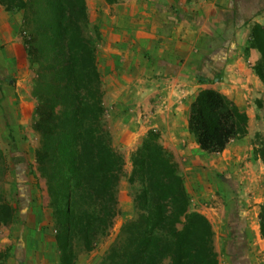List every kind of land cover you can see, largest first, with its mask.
<instances>
[{
	"label": "rangeland",
	"instance_id": "1",
	"mask_svg": "<svg viewBox=\"0 0 264 264\" xmlns=\"http://www.w3.org/2000/svg\"><path fill=\"white\" fill-rule=\"evenodd\" d=\"M139 1L120 0L118 5H108L105 0H87L89 34L96 46L103 84L104 122L111 132L114 147L125 160V166L118 185V213L112 227L98 237L92 251H82L75 264H108L112 248L121 238L122 227L137 217L129 177L132 155L152 130L144 121L147 114L161 116L157 121L164 132H156L160 134L162 145L175 156L190 196L191 210L204 214L212 224L219 264H264V240L259 224L260 208L264 203V163L259 156V150L264 146V84L256 73L260 56L254 45L253 27L257 23L250 22L243 28L238 24L222 25L216 22L218 17H213L215 15H211L206 6H198L200 0H167L174 8L194 7L189 16L195 25L194 31L204 28L199 47L213 57L217 67L226 62L224 54L215 51L219 42L217 38L223 41L222 47L227 44L225 37H228L227 46H232V41L233 46L239 43L245 51L243 60L248 76H243V82L239 81L241 76L221 73L219 80H212L210 84L211 89L215 88L228 97L248 115L247 134L231 141L221 153H206L199 148L189 129L182 128L176 135L167 131V113H172V109H178L181 119L187 117L186 122L189 121L190 107L196 99L193 97L201 91L194 86L197 81L194 85L189 84L188 97H179L173 102L162 97L158 100L160 107H145L136 96L131 98L129 105L126 103L133 92L126 84L130 73V60L126 59L127 55L129 57L126 42L130 40L127 33L131 34L136 27L131 25L132 14H127L125 8L129 3ZM257 1L255 9L260 11L264 0ZM248 9L238 8L236 18L249 17ZM10 12H15L10 20L14 23L18 20L15 33L21 50L0 52V150L5 158L0 164V195L13 206L15 214L0 228V264H60L47 181L36 162V152L41 145V136L33 127L38 106L32 93L37 67L31 65L27 57L23 12ZM212 20L217 28L209 27ZM7 33L5 29L3 47L7 44ZM203 39L207 41L204 43ZM138 57L135 56L136 63ZM231 58L229 56V62ZM211 76L210 79L217 77ZM160 108L163 111L157 113ZM182 125L183 121L179 123L180 127ZM162 264H169V260Z\"/></svg>",
	"mask_w": 264,
	"mask_h": 264
},
{
	"label": "trees",
	"instance_id": "2",
	"mask_svg": "<svg viewBox=\"0 0 264 264\" xmlns=\"http://www.w3.org/2000/svg\"><path fill=\"white\" fill-rule=\"evenodd\" d=\"M105 1L114 5L120 0ZM0 5L23 12L27 57L37 67L33 127L41 145L36 162L47 181L60 264H75L112 227L125 166L104 122L87 0H0ZM253 38L260 56L256 73L264 84V26L254 25ZM248 121L228 97L205 89L191 104L188 128L202 151L221 153L247 134ZM259 156L264 163V146ZM4 159L0 150V164ZM131 161L129 184L137 217L122 227L108 264H162L166 259L169 264H219L212 224L191 210L178 163L160 134L149 131ZM14 214L0 195V228ZM259 224L264 240V203Z\"/></svg>",
	"mask_w": 264,
	"mask_h": 264
},
{
	"label": "crops",
	"instance_id": "3",
	"mask_svg": "<svg viewBox=\"0 0 264 264\" xmlns=\"http://www.w3.org/2000/svg\"><path fill=\"white\" fill-rule=\"evenodd\" d=\"M163 3L167 5H163ZM200 5L206 6L212 12L211 15H215L213 17H218L216 22L222 25L235 26V24H238V26L242 25L240 27L243 28L253 22L264 26V4L260 11H257L255 9L258 5L257 0H200L198 6ZM170 8H173L175 12L171 11ZM192 8L194 7L182 8L181 6L180 8H174L167 0H162V2L158 0H141L136 4L131 2L126 6L125 12L132 14L130 15L131 25L136 27V30L131 31V34L127 33L130 40L126 42L129 45V57L127 55L126 59L129 58L130 60V73L126 84L128 85L127 88L129 87L133 91L130 99L126 100L127 105L131 102V98L136 96L144 103L145 107L148 105H155L154 108L156 106L160 107L161 103L158 100H162V97L163 99L166 97L171 102L179 97H188L189 84L194 85L196 81L197 85L194 86L201 88L202 91L211 89L210 82L219 80L218 75L221 73L224 76H241L240 82H243V76H248L247 66L243 60L245 51L239 43L233 46L235 44L231 41L232 46L229 47L227 45L230 39L225 37L228 42L222 47L223 41L217 38L219 42L216 43L215 51L222 52L226 59L225 63L221 62L220 67H217L218 63L213 60V57L207 55L205 50L199 47V43H201L199 41L200 35L203 34L201 31L204 28L202 27V30L198 32L194 31L195 25L192 19H189ZM238 8L243 10L249 8V17L236 18L235 12ZM176 9H179L178 12ZM13 13L15 12L6 11L0 5V52H7L11 49L14 51L21 50L15 33L18 30V20L15 23L10 20ZM233 17L236 19H233ZM213 19L215 20V18ZM216 22L213 23L212 20L209 27L217 28ZM5 29L8 32V37L6 39L7 44L3 47ZM205 41L207 40H202L204 43ZM136 55L139 56L138 63H136ZM220 56L222 55L220 54ZM229 56L232 57L230 62L228 60ZM132 68L134 69L133 72H131ZM211 75H217L216 79H210ZM199 78H204L206 81L200 82ZM194 98L196 97H193V100ZM161 111H163L162 108L157 113H161ZM172 111V113L171 111L167 113V131L175 134L180 133L182 128V130L189 129L188 122H186L187 117L181 119L178 109H172ZM159 118H161L159 115L152 117V115L147 114L144 121L149 129L162 133L164 129L157 121ZM182 121L183 125L180 127L179 123H182Z\"/></svg>",
	"mask_w": 264,
	"mask_h": 264
}]
</instances>
